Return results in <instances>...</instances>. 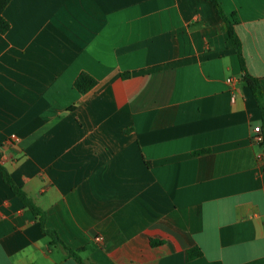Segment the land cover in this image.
Segmentation results:
<instances>
[{
  "label": "crops",
  "instance_id": "obj_1",
  "mask_svg": "<svg viewBox=\"0 0 264 264\" xmlns=\"http://www.w3.org/2000/svg\"><path fill=\"white\" fill-rule=\"evenodd\" d=\"M218 2L264 98V0ZM3 17L0 165L66 248L86 264H264L260 112L210 2L11 0ZM81 72L97 81L84 95ZM0 264H77L1 175Z\"/></svg>",
  "mask_w": 264,
  "mask_h": 264
},
{
  "label": "trees",
  "instance_id": "obj_2",
  "mask_svg": "<svg viewBox=\"0 0 264 264\" xmlns=\"http://www.w3.org/2000/svg\"><path fill=\"white\" fill-rule=\"evenodd\" d=\"M11 0H0V35H4L9 30V23L3 17V11L6 6L9 4ZM211 3L213 8L215 9L217 15L223 20L225 24L226 33L228 36L229 41L231 42L238 58V62L240 68L243 72L241 80L246 84V86L250 89L253 97L256 101L258 106L260 117H261V134H262V141L254 144L259 150V155H261L262 161H264V98L262 94V89L260 86V82L258 78L251 76L245 70L244 65V58L242 55L241 44L240 41L235 33L234 25L237 23L236 19L233 15L230 17L226 16L222 11L218 0H207ZM121 78L127 79L129 78V74H121ZM97 85V81L85 72H81L75 79L73 83L74 89L81 95L87 94L90 92L95 86ZM200 153V152H198ZM0 175L4 184H6L11 193L18 199V201L23 205L24 208L28 209L36 220L39 223V226L42 230V233L47 236L50 242L54 245L60 246L66 255L72 258L77 264H86L77 254L68 248L62 243L59 239L57 233L52 230H48L45 227V213L43 210L38 208L33 201L25 194V192L18 187L13 180L11 179L8 171L0 165ZM157 243V242H152ZM201 255V251L198 248L190 249L187 251L188 259H194Z\"/></svg>",
  "mask_w": 264,
  "mask_h": 264
},
{
  "label": "built area",
  "instance_id": "obj_3",
  "mask_svg": "<svg viewBox=\"0 0 264 264\" xmlns=\"http://www.w3.org/2000/svg\"><path fill=\"white\" fill-rule=\"evenodd\" d=\"M228 83H231V79H227ZM262 141V134H261V129L260 127H254L252 130V135H251V142L253 144H257ZM258 158L261 159V155L258 154ZM97 242H101L102 238L101 237H96Z\"/></svg>",
  "mask_w": 264,
  "mask_h": 264
}]
</instances>
